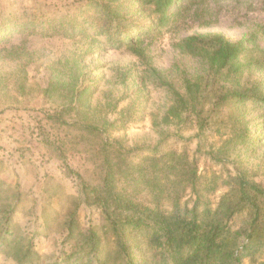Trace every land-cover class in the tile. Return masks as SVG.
I'll list each match as a JSON object with an SVG mask.
<instances>
[{
	"label": "trees",
	"instance_id": "1",
	"mask_svg": "<svg viewBox=\"0 0 264 264\" xmlns=\"http://www.w3.org/2000/svg\"><path fill=\"white\" fill-rule=\"evenodd\" d=\"M78 1L84 12L68 14L54 25L55 29L63 26L65 18L67 35L80 37L79 46L63 64L62 78L53 79L48 90L59 105L50 116L58 124H67L63 114L76 106L84 118L93 113L94 83L83 73L81 59L99 49L101 37L126 44L139 56L144 53L143 47L136 48L138 36L145 32L142 25L133 23L128 30L123 26L129 22L121 10L124 0ZM177 1L142 0L139 11L158 13L157 20L163 24ZM46 19L40 14L31 21ZM29 24L21 25L23 31L31 28ZM16 25L9 20L0 26V43L19 31ZM179 48L182 54L204 60L208 69L186 78L183 92L166 82L172 86L173 104L160 124L194 122L198 152L205 134L216 133L221 145L207 154L217 164L235 165L234 172L202 174L197 158L186 147L161 150L159 142L147 150L126 149L121 140L106 136L101 143L99 183L80 176L85 203L101 209L104 222L83 232L70 219L68 239L75 245L52 264H242L246 258L264 264L255 259L264 250V186L249 166L259 140L248 107L264 109V76H260L264 50L258 51L256 59H246L250 50L245 42L231 41L219 32L188 36ZM73 125L92 134L107 132L97 122ZM221 190L215 204L212 196ZM20 202L19 191L11 192L0 182V252L14 256L19 264H29L32 243L11 224Z\"/></svg>",
	"mask_w": 264,
	"mask_h": 264
},
{
	"label": "rangeland",
	"instance_id": "2",
	"mask_svg": "<svg viewBox=\"0 0 264 264\" xmlns=\"http://www.w3.org/2000/svg\"><path fill=\"white\" fill-rule=\"evenodd\" d=\"M141 1L124 0L121 10L129 19L123 24L125 30L135 23L145 31L138 36L136 47H143V56L126 44L101 37L99 49L81 59L83 73L94 83L93 113L84 118L83 110L76 106L63 114L67 124H58L50 118L59 109L53 92L50 94L51 82L57 76L62 78L63 64L79 46L80 37L67 35L65 18L63 26L55 29L54 25L68 14L78 15L83 3L0 0V26L13 20L19 29L0 43V182L20 193L11 224L32 243L29 264H52L70 251L75 245L68 239L66 223L70 219L83 232L103 224L101 209L84 201L80 176L99 183L101 143L106 136L110 141L121 140L126 149L147 150L159 142L161 150L186 147L197 158L202 174L234 172L235 165L217 164L207 154L221 145L216 133L205 134L198 152L194 122L185 126L160 123L173 104L169 88L183 92L186 78L208 69L204 60L181 53V40L200 33H223L231 41L243 40L250 50L246 59H256L258 51L264 50V0H178L168 9L163 24L157 20L158 13L139 11ZM40 14L47 17L45 22L33 24L31 20ZM29 23L31 28L23 31L21 25ZM262 68L260 76H264V65ZM248 107L252 108L251 119H256L253 132L259 140L249 166L264 186V109ZM75 121L97 122L107 132L92 134L73 125ZM223 191L212 196L215 204ZM255 259L264 260V250ZM0 264L19 263L14 256L0 252ZM242 264L252 263L246 258Z\"/></svg>",
	"mask_w": 264,
	"mask_h": 264
}]
</instances>
